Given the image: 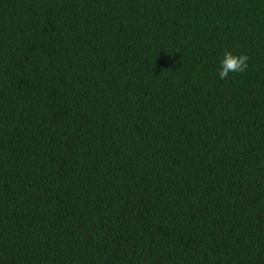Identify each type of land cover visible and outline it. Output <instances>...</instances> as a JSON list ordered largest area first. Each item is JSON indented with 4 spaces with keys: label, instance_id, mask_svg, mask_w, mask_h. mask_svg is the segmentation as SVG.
I'll return each mask as SVG.
<instances>
[{
    "label": "trees",
    "instance_id": "obj_1",
    "mask_svg": "<svg viewBox=\"0 0 264 264\" xmlns=\"http://www.w3.org/2000/svg\"><path fill=\"white\" fill-rule=\"evenodd\" d=\"M0 264H264V0H0Z\"/></svg>",
    "mask_w": 264,
    "mask_h": 264
},
{
    "label": "clouds",
    "instance_id": "obj_2",
    "mask_svg": "<svg viewBox=\"0 0 264 264\" xmlns=\"http://www.w3.org/2000/svg\"><path fill=\"white\" fill-rule=\"evenodd\" d=\"M217 76L221 80L228 78L229 73H243L248 67L246 54H234L231 50H223L218 57Z\"/></svg>",
    "mask_w": 264,
    "mask_h": 264
}]
</instances>
